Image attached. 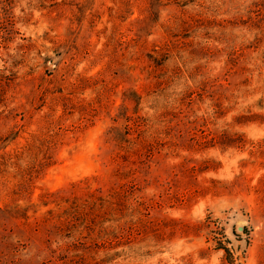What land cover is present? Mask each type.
I'll list each match as a JSON object with an SVG mask.
<instances>
[{"label":"rangeland","instance_id":"obj_1","mask_svg":"<svg viewBox=\"0 0 264 264\" xmlns=\"http://www.w3.org/2000/svg\"><path fill=\"white\" fill-rule=\"evenodd\" d=\"M0 264H264V0H0Z\"/></svg>","mask_w":264,"mask_h":264},{"label":"trees","instance_id":"obj_2","mask_svg":"<svg viewBox=\"0 0 264 264\" xmlns=\"http://www.w3.org/2000/svg\"><path fill=\"white\" fill-rule=\"evenodd\" d=\"M221 249H223V250L226 251L227 257H230L231 256V253H230V251L227 248H221Z\"/></svg>","mask_w":264,"mask_h":264}]
</instances>
